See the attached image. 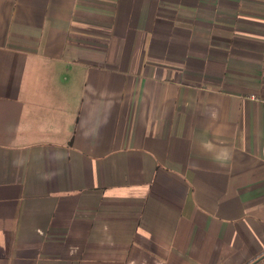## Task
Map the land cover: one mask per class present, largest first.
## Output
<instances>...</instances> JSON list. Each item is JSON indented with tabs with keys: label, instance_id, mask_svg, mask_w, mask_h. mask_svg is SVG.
I'll return each instance as SVG.
<instances>
[{
	"label": "crops",
	"instance_id": "crops-1",
	"mask_svg": "<svg viewBox=\"0 0 264 264\" xmlns=\"http://www.w3.org/2000/svg\"><path fill=\"white\" fill-rule=\"evenodd\" d=\"M264 0H0V264H264Z\"/></svg>",
	"mask_w": 264,
	"mask_h": 264
},
{
	"label": "built area",
	"instance_id": "built-area-1",
	"mask_svg": "<svg viewBox=\"0 0 264 264\" xmlns=\"http://www.w3.org/2000/svg\"><path fill=\"white\" fill-rule=\"evenodd\" d=\"M252 99L255 100V101H259V102H261L262 105L264 106V99L261 100V99H258V98H256V97H253Z\"/></svg>",
	"mask_w": 264,
	"mask_h": 264
}]
</instances>
